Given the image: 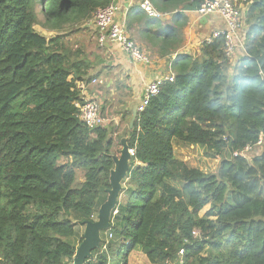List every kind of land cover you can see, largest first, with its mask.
Masks as SVG:
<instances>
[{"label":"trees","instance_id":"trees-1","mask_svg":"<svg viewBox=\"0 0 264 264\" xmlns=\"http://www.w3.org/2000/svg\"><path fill=\"white\" fill-rule=\"evenodd\" d=\"M151 1L170 21L134 6L127 28L136 24L160 57L171 55L183 12L205 0ZM111 2L0 0V264H72L77 228L96 219L125 135L135 156L108 228L113 239L103 233L84 264H127L134 250L150 264H175L180 249L182 264H264V150L232 156L264 141V0H249L236 62L222 36L177 55L172 79L122 131L129 110L118 126L89 128L75 106L90 63L71 44ZM176 144L221 156L217 171L188 165Z\"/></svg>","mask_w":264,"mask_h":264},{"label":"crops","instance_id":"crops-1","mask_svg":"<svg viewBox=\"0 0 264 264\" xmlns=\"http://www.w3.org/2000/svg\"><path fill=\"white\" fill-rule=\"evenodd\" d=\"M112 2L120 7L116 18L125 20L127 25L128 14L134 6H137V0H112ZM183 13L186 22L181 29L182 41L177 50L171 55L160 57L157 54V48L137 33L136 24L131 28H127L131 39L148 55V63L131 62L120 46L111 43L99 45L91 26L84 30H91L89 37L93 41L91 40V43L86 45H75L74 49L80 47L85 53L82 56L90 63L88 74L85 77L88 78L86 81V83L88 82L87 93L85 94L86 96L88 94L90 97H96L100 101L103 114L114 119L112 125L118 126L123 111H130L134 104L138 105L140 103L145 87L150 82L156 77L166 76L170 73V64L177 55L198 53L201 42L211 31L223 27V21L218 15H209L208 21L204 23L200 22L201 17L195 11H185ZM161 19H165L166 22L170 21V17ZM40 31L49 34L44 29ZM75 38L77 39V37ZM240 52L241 50H236L231 59L232 64L236 62L238 54H241ZM91 80L96 83H92ZM116 109L119 112H112ZM127 118L128 116H126ZM124 123L122 121L121 125ZM131 162L132 159L130 165ZM126 178L127 176L122 182V190L118 199L123 196L122 191L126 189Z\"/></svg>","mask_w":264,"mask_h":264},{"label":"built area","instance_id":"built-area-1","mask_svg":"<svg viewBox=\"0 0 264 264\" xmlns=\"http://www.w3.org/2000/svg\"><path fill=\"white\" fill-rule=\"evenodd\" d=\"M249 0H205L195 12L199 16L203 15H218L223 21V27L221 29H214L205 38L207 42H210L213 38L222 36L224 39V52L230 59L234 56L236 50H245V13L249 6ZM137 6L150 17L158 19L169 17V13H164L153 5L151 0H137ZM120 7L111 2L110 4L98 8L91 20L90 26L93 28L96 39L99 45L105 43L116 44L128 55L130 61L133 63H148V55L142 51L139 45L131 39L125 20H118L116 18ZM171 71L166 76L156 77L150 82L144 90L143 97L138 104V110H142L145 105L148 104L149 99L158 93L160 85L165 80H171ZM92 83H96L91 80ZM78 90L80 91L81 99L75 102V106L78 108V116L83 123L89 128H95L100 126H109L114 122L113 118H110L103 114L100 101L96 97L86 96L88 82L79 81L76 83ZM262 138L257 143V146L262 143ZM252 145H246L243 149L235 151L232 156H241L243 158H249V155L253 152ZM131 159L135 156V150L129 148ZM116 213V210H115ZM193 238H199L200 232L197 229L192 231ZM113 237L111 231H106L105 241H108ZM105 248V247H104ZM183 262V250L178 251V259L175 264H182Z\"/></svg>","mask_w":264,"mask_h":264},{"label":"water","instance_id":"water-1","mask_svg":"<svg viewBox=\"0 0 264 264\" xmlns=\"http://www.w3.org/2000/svg\"><path fill=\"white\" fill-rule=\"evenodd\" d=\"M200 22L206 23L209 15L200 16ZM131 116L128 121V128L132 129L138 112V105L134 104L131 109ZM129 136L125 135L120 139L121 148L119 156H112L114 166L109 173L110 187L105 190L106 198L100 204L96 219L86 221L82 239L76 247L72 264H84L87 259L93 257V250L100 247L102 233L111 225V217L115 213L118 197L122 190V182L128 174L131 156L128 146Z\"/></svg>","mask_w":264,"mask_h":264},{"label":"rangeland","instance_id":"rangeland-1","mask_svg":"<svg viewBox=\"0 0 264 264\" xmlns=\"http://www.w3.org/2000/svg\"><path fill=\"white\" fill-rule=\"evenodd\" d=\"M90 27L89 21L87 22L86 27ZM87 27V28H88ZM36 29L42 30L40 26H36ZM91 33V30L87 31H78L75 35L77 37L78 43L75 45L80 44L82 42V45L90 44L91 40L93 39L89 37V34ZM72 46H75L71 44ZM118 109L112 110V112H117ZM119 112V111H118ZM129 118L126 120V122L119 127V130L122 131L128 126ZM115 125H112L113 127ZM176 156L186 162L188 165L196 167L201 169L202 171L206 173H215L217 171L221 156L219 155H211L208 151H206L204 148L195 146V145H183V144H176L174 147ZM264 150V141L258 147L254 149V151L249 155V158L252 159L254 154H260L261 151ZM222 156H225L226 158H231V154L228 151H225ZM83 180V171L78 170L76 174V181L80 182ZM208 208V205L205 206L201 211L200 214H202L206 209ZM84 226H79L77 228V231L79 234H83ZM105 233V232H103ZM102 233V235H103ZM113 239V238H112ZM110 240V239H109ZM78 245V244H77ZM77 247V246H76ZM73 263V262H72ZM127 264H150L145 256L138 250L132 251L128 255V263Z\"/></svg>","mask_w":264,"mask_h":264},{"label":"clouds","instance_id":"clouds-1","mask_svg":"<svg viewBox=\"0 0 264 264\" xmlns=\"http://www.w3.org/2000/svg\"><path fill=\"white\" fill-rule=\"evenodd\" d=\"M112 125V124H111Z\"/></svg>","mask_w":264,"mask_h":264}]
</instances>
